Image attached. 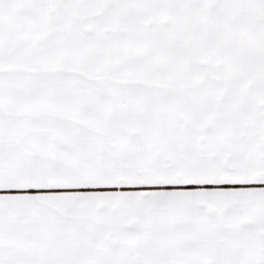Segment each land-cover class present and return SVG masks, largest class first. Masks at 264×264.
<instances>
[{
	"label": "snow or ice",
	"instance_id": "snow-or-ice-1",
	"mask_svg": "<svg viewBox=\"0 0 264 264\" xmlns=\"http://www.w3.org/2000/svg\"><path fill=\"white\" fill-rule=\"evenodd\" d=\"M0 264H264V0H0Z\"/></svg>",
	"mask_w": 264,
	"mask_h": 264
}]
</instances>
